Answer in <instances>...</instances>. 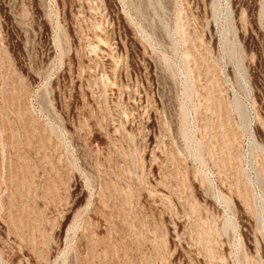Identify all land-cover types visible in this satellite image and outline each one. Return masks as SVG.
Here are the masks:
<instances>
[{"label":"rangeland","instance_id":"obj_1","mask_svg":"<svg viewBox=\"0 0 264 264\" xmlns=\"http://www.w3.org/2000/svg\"><path fill=\"white\" fill-rule=\"evenodd\" d=\"M0 264H264V0H0Z\"/></svg>","mask_w":264,"mask_h":264}]
</instances>
